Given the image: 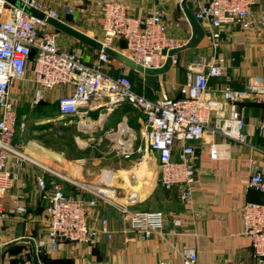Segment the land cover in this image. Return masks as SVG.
Listing matches in <instances>:
<instances>
[{"label": "built area", "instance_id": "built-area-1", "mask_svg": "<svg viewBox=\"0 0 264 264\" xmlns=\"http://www.w3.org/2000/svg\"><path fill=\"white\" fill-rule=\"evenodd\" d=\"M22 1L51 19L61 20L58 12L50 6L36 0ZM174 1L181 4L185 0ZM255 6L256 0L200 2L194 16L205 31L213 57L203 66L189 68L188 82L178 91L181 98L165 97L152 101L134 91L128 74L113 77L105 71L115 62L108 55L99 53L92 65H86L75 50L60 48L62 33L0 0V223L7 218L5 200L8 193L20 180L25 166L33 163L20 152L19 146L14 145L18 131L24 130L25 125L18 120L13 89L26 81L35 89L33 106L40 105L47 92L64 90L65 94L57 102L59 116L78 119L68 126L76 124L79 129L81 121H88L92 127L89 131L99 129L104 132L103 138L114 137L118 145L117 156L126 161L135 154L138 135L123 124L118 125L116 133L106 129V114L102 110L106 108L109 112L125 104L131 106L144 117L141 140L146 152L159 166L160 186L166 191L176 189L181 204L191 209L193 217H200L194 198L198 173L196 162L199 159L194 144L208 136L210 160L227 159L231 143L247 145L250 137L244 109L240 105L254 99L264 100V82L253 80L244 90H234L232 78L222 65L223 60H215L225 28L233 26L243 31L264 28V12H258ZM96 9L102 22L99 42L106 48L116 45V50L123 42V51H117L144 69H161L170 51L186 45L169 37V23L160 9L138 18L131 16L121 0H97ZM177 62L178 56H174L173 66ZM212 79L224 81L220 100L212 96ZM177 88L174 86V91ZM94 112H100L97 121L91 116ZM255 130L264 136V112L256 121ZM217 138H222L223 142H217ZM106 176L104 173L97 182L77 185L80 194L89 195L83 198L68 194L62 184L48 185L44 177L37 178L47 217L45 237L31 239V247L37 255L42 252L55 255L65 247L74 254L80 246L95 247L101 236L111 241L114 233L107 220L98 217L92 219L93 223L88 220L89 211L99 206L115 209L128 225L125 233L133 235L134 239L164 236L165 215L134 209L138 204L137 193L125 190L123 195L120 194L117 188L103 180ZM247 188L264 194V172L253 168ZM25 199L23 194H18L13 201L15 212L20 216L27 214L23 205ZM240 216L256 263L264 264V203L247 202L241 208ZM183 225L182 220L173 221L175 229ZM181 255L183 264H199L195 249H185ZM0 264L9 263L0 255ZM18 264H33V261L25 258Z\"/></svg>", "mask_w": 264, "mask_h": 264}, {"label": "crops", "instance_id": "crops-1", "mask_svg": "<svg viewBox=\"0 0 264 264\" xmlns=\"http://www.w3.org/2000/svg\"><path fill=\"white\" fill-rule=\"evenodd\" d=\"M53 1H55L53 9L58 12L60 21L85 31L90 37L102 38L101 16L96 9L97 0ZM121 1L135 18L149 16L155 9L162 10L169 23V37L183 44L190 41L192 29L180 3L174 0ZM202 1H190L187 6L194 13L197 5ZM255 9L258 12H264V0H256ZM59 43L62 50L71 49L79 53L86 65H92L98 58V52L64 34ZM124 46V43L120 42L117 50L122 52ZM213 53L209 40L205 38L196 49L180 53L177 64L164 75L146 76L127 69L117 61L111 67H106L105 71L113 77L128 74L134 91L149 100L158 101L165 97L179 99L181 96L178 91L188 82L189 68L203 66L212 59ZM215 60H223L222 65L232 78L231 87L234 90H244L246 84L253 80L264 82V28L258 27L253 31H243L233 26L225 28ZM135 80L140 84L139 90ZM151 82L157 85L156 92L150 94L151 96L142 93L140 90L142 86L144 88L148 86L146 88L148 90L145 89V91L149 93L153 91L150 89ZM174 85L178 87L177 91L172 90ZM210 87L213 98L220 100L224 81L212 79ZM34 94L35 89L29 81L17 84L13 89V98L17 106H19V100L25 98L31 97L32 102ZM64 94V90L47 92L42 103L49 105L52 101L58 102ZM240 106L244 109L247 128L250 132L247 145L231 143L229 157L213 162L209 158L210 137L206 136L204 140L194 144L199 157L196 162L198 173L194 186V198L195 208L201 212L200 217H193L191 209L181 204L176 189L166 191L160 187L161 193L154 195L153 192L148 199L149 202L153 199L166 217L164 236L138 240L134 239L133 235L125 233L128 225L121 220L115 209L99 206L89 211L88 220L90 223H93L92 219L95 217L107 220L110 231L114 233L113 239L109 241L101 236L95 247L80 246L74 254L69 247H65L55 255L47 254L52 260L51 264H183L181 254L188 248L196 250L199 264H257L250 243L243 232L240 210L247 202L264 203V194L247 188V181L253 168L264 172V136L255 130V123L264 112V100L254 99ZM102 111L106 114L104 120L106 129L114 130L119 122L118 125H127L136 132V128L129 125V121L136 120L138 114L131 106L125 104L116 110L112 109L108 112L105 108ZM99 114L100 112H94L91 116L97 121ZM46 122L52 123L51 120ZM137 129L141 132L143 125H137ZM216 140L223 142L222 138ZM24 149L29 155L34 154L33 150H36L35 148ZM130 173L108 172L103 180L117 188L119 192H124L128 186L127 175ZM120 174L123 176L122 181ZM48 176L39 169L38 165L29 164L21 171L20 180L6 197L7 218L4 223H0V255L9 264H15L21 258L32 260L28 240H38L46 235L47 217L43 207L44 201L38 190L37 178L44 177L48 185H51ZM62 186L68 194L77 193L75 191V194H72L68 186ZM18 194L26 197L23 205L27 209V214L24 216L16 214L14 209L13 201ZM178 219L182 220L184 225L180 229H175L173 221ZM92 226L100 227L97 224Z\"/></svg>", "mask_w": 264, "mask_h": 264}, {"label": "rangeland", "instance_id": "rangeland-1", "mask_svg": "<svg viewBox=\"0 0 264 264\" xmlns=\"http://www.w3.org/2000/svg\"><path fill=\"white\" fill-rule=\"evenodd\" d=\"M36 1L52 8L55 3L53 0ZM135 84L139 90L140 84L137 80H135ZM151 86L150 89L153 90L151 93L145 91L148 86L146 88L142 86L140 90L142 93L151 96L150 94L156 92L157 85L151 82ZM174 86H172L173 91ZM31 99L29 97L18 102V120L20 124L25 125V129L18 132L14 145L19 146L20 152L29 161L38 165L44 174L49 175L50 184L58 183L68 186L72 194H75L76 191L78 197L83 198L89 195L80 194L77 185L97 182L96 178L108 172L116 174L118 172L123 174V171L131 172L129 175L126 174L129 177L126 190L141 192L138 204L134 209L143 212L163 213L153 199L150 202L148 199L153 192L154 195H159L161 186L159 184V166L155 163L153 157L146 152L141 140V132L137 129V125H143L144 123V117L141 114H137L136 120L131 119L129 121V125L136 128L138 140L134 146L135 154L130 160L126 161L117 156L116 149L118 145L114 137L103 138L104 132L99 129L93 128L89 131V128H86L87 130L81 131L76 124L68 126L71 121L75 122L78 119L71 120L60 117L57 100L52 101L49 105L42 103L43 105L33 106ZM48 120L52 121L54 127L39 130L38 128L44 124L46 125ZM118 124L119 122L114 127L115 133L118 132ZM65 127L67 128L66 131ZM100 139H103L102 142H99ZM72 143L76 146L75 152L71 151ZM24 148H27V150L35 148L36 150H33L34 154L29 155ZM122 174H120L121 181ZM68 181L71 183H68ZM138 182H140L139 185ZM142 194H144V197H142ZM142 205L143 207H141ZM43 207L46 208L45 202Z\"/></svg>", "mask_w": 264, "mask_h": 264}, {"label": "water", "instance_id": "water-1", "mask_svg": "<svg viewBox=\"0 0 264 264\" xmlns=\"http://www.w3.org/2000/svg\"><path fill=\"white\" fill-rule=\"evenodd\" d=\"M5 1L10 5H12L13 7L22 10L30 17L46 23L54 30L76 40L82 45H85L98 53H104L108 55L111 59L121 63L127 69L146 76H159L168 73L173 66L174 56H178L180 53L186 50L196 49L205 40L206 37L205 31L202 28L201 24L196 20L194 13L191 12L187 6L188 2L195 0L183 1L181 3V7L192 29V37L190 41L185 46L170 51L167 55V61L161 69H155V70L144 69L142 66L137 65L134 61L129 59L124 54L118 52L116 50V45H113L111 48H106L99 42L98 37H90L85 31L79 28L72 27L59 20L51 19L47 17L46 14H44L43 12L25 4V2L22 0H5ZM28 243H29V249L32 256L33 264H40L38 255L36 254L35 250L31 247L32 241L28 240Z\"/></svg>", "mask_w": 264, "mask_h": 264}, {"label": "trees", "instance_id": "trees-1", "mask_svg": "<svg viewBox=\"0 0 264 264\" xmlns=\"http://www.w3.org/2000/svg\"><path fill=\"white\" fill-rule=\"evenodd\" d=\"M131 80V79H130ZM42 104V103H41ZM40 104V105H41ZM39 105V106H40ZM76 120V119H75ZM77 121V120H76ZM54 126L52 125V123H46V125L44 124L43 126H41V127H39L38 129L39 130H41V129H43V128H53ZM61 130H63V129H61ZM67 130V128L65 127V131ZM18 132H20V131H18ZM71 151L72 152H75L76 151V146L74 145V143H72L71 144ZM48 253H46V252H42V253H40L39 255H38V259H39V262H40V264H51L52 262V260H49L50 258L48 257V255H47ZM23 259L21 258L19 261H17L15 264H18L19 262H21Z\"/></svg>", "mask_w": 264, "mask_h": 264}, {"label": "bare ground", "instance_id": "bare-ground-1", "mask_svg": "<svg viewBox=\"0 0 264 264\" xmlns=\"http://www.w3.org/2000/svg\"><path fill=\"white\" fill-rule=\"evenodd\" d=\"M92 128L90 125H89V122L87 121H81L80 123H79V129H85V130H87L86 128ZM127 130H126V128H124V132H126ZM137 194H136V197H138V198H140V195H139V192H136Z\"/></svg>", "mask_w": 264, "mask_h": 264}]
</instances>
